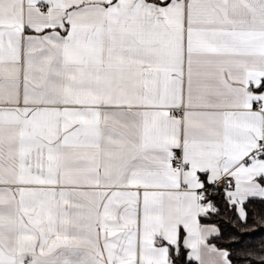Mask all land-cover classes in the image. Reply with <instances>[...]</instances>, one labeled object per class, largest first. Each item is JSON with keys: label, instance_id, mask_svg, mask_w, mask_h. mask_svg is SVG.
I'll list each match as a JSON object with an SVG mask.
<instances>
[{"label": "snow or ice", "instance_id": "1", "mask_svg": "<svg viewBox=\"0 0 264 264\" xmlns=\"http://www.w3.org/2000/svg\"><path fill=\"white\" fill-rule=\"evenodd\" d=\"M257 201L264 0H0V264H239Z\"/></svg>", "mask_w": 264, "mask_h": 264}, {"label": "trees", "instance_id": "2", "mask_svg": "<svg viewBox=\"0 0 264 264\" xmlns=\"http://www.w3.org/2000/svg\"><path fill=\"white\" fill-rule=\"evenodd\" d=\"M250 216L247 227L240 232L234 220L230 219L228 215L216 218L217 226L221 229L223 239L219 241L223 245H233L232 252L235 258L238 259L239 264H246L242 250H257L264 247V205L258 201L249 206ZM234 232H239L236 241L231 237ZM242 237V238H240Z\"/></svg>", "mask_w": 264, "mask_h": 264}]
</instances>
